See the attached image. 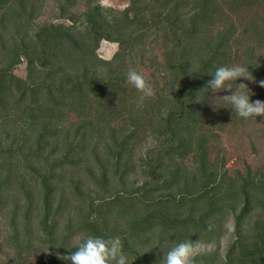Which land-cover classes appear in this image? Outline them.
<instances>
[{
	"label": "trees",
	"instance_id": "1",
	"mask_svg": "<svg viewBox=\"0 0 264 264\" xmlns=\"http://www.w3.org/2000/svg\"><path fill=\"white\" fill-rule=\"evenodd\" d=\"M125 1L0 0V264H71L88 235L130 264L188 240L195 264H264V162L231 141L256 149L264 116L205 88L239 64L264 101V0Z\"/></svg>",
	"mask_w": 264,
	"mask_h": 264
},
{
	"label": "clouds",
	"instance_id": "2",
	"mask_svg": "<svg viewBox=\"0 0 264 264\" xmlns=\"http://www.w3.org/2000/svg\"><path fill=\"white\" fill-rule=\"evenodd\" d=\"M210 75L212 78L207 81L205 88L210 89L213 94L222 91L230 93L220 97L228 105H231V110H234L239 117L248 119L264 116V101L259 99L252 101L250 99L251 95L248 94L250 91L248 85L237 83L240 79L257 83L248 67L239 64L219 66ZM233 82L236 83V90H233ZM126 83L141 93L142 98H151L155 95L151 83L141 72L134 68L127 71ZM258 83L260 87L264 88V80ZM75 248L76 251L70 255L60 256L57 254L58 258L71 261V264H130L129 257L124 251L119 236L104 238L88 235ZM197 254V243L190 240L182 241L164 253L159 264H195Z\"/></svg>",
	"mask_w": 264,
	"mask_h": 264
},
{
	"label": "rangeland",
	"instance_id": "3",
	"mask_svg": "<svg viewBox=\"0 0 264 264\" xmlns=\"http://www.w3.org/2000/svg\"><path fill=\"white\" fill-rule=\"evenodd\" d=\"M103 3L105 4H109V5H113L115 7H124L126 4L125 0H102ZM117 43L115 42H111L108 40H104L101 43L100 46V54L104 57V58H111L114 54V52L117 50ZM18 73L24 75L25 74V68L24 65H22L18 70ZM232 144L234 147L240 149L242 146H244V148L241 150V153L246 154V156H248L249 160H253V159H260L263 160L264 162V139L261 140L256 149H251L250 145L248 144L247 140H236L234 138L231 139ZM240 157H238L236 155V157H233L230 160V163L234 166H242L243 162H242V158H240V160H238ZM204 248V246H199L198 247V251L202 250Z\"/></svg>",
	"mask_w": 264,
	"mask_h": 264
}]
</instances>
